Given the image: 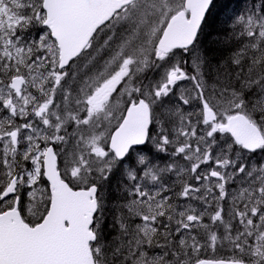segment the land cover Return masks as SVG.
Instances as JSON below:
<instances>
[{
	"label": "snow or ice",
	"instance_id": "obj_1",
	"mask_svg": "<svg viewBox=\"0 0 264 264\" xmlns=\"http://www.w3.org/2000/svg\"><path fill=\"white\" fill-rule=\"evenodd\" d=\"M0 264H264V4L0 0Z\"/></svg>",
	"mask_w": 264,
	"mask_h": 264
},
{
	"label": "trees",
	"instance_id": "obj_2",
	"mask_svg": "<svg viewBox=\"0 0 264 264\" xmlns=\"http://www.w3.org/2000/svg\"><path fill=\"white\" fill-rule=\"evenodd\" d=\"M256 0H217V4L222 5L224 3H228L230 9L236 10V11H242L247 8H251L253 5H255ZM261 2L264 3V0H260ZM209 31H213V29H209ZM204 46L206 48H211L213 49L212 54V71L215 69H219L222 71L221 76L216 75V79L220 78L221 81L226 80V74L229 73V68L231 69V72L234 71V66H230L227 64V61L231 55L232 48L234 47L233 45H227L224 43L220 44H214L213 40L216 39L215 36H208L207 39L204 37L201 38ZM214 64V65H213ZM221 66V67H220ZM215 67V68H214ZM224 69V70H222ZM225 74V75H224ZM214 76H211L213 80ZM222 77V78H221ZM215 81V80H214ZM235 83V81H233ZM175 186L178 187V184H175Z\"/></svg>",
	"mask_w": 264,
	"mask_h": 264
},
{
	"label": "rangeland",
	"instance_id": "obj_3",
	"mask_svg": "<svg viewBox=\"0 0 264 264\" xmlns=\"http://www.w3.org/2000/svg\"><path fill=\"white\" fill-rule=\"evenodd\" d=\"M261 4H264V3H261L260 2V0H258L257 2H255V7L257 8V9H259V7L261 6ZM211 80H212V78H211ZM214 80H216V77H213V82H214ZM260 155H262V154H259L257 157H256V159H259L260 158ZM181 164H183V161H181ZM170 184H173V186L178 190V188H179V183L176 181V178L175 177H173L172 179H169V181H168ZM175 184H178V187L177 186H175ZM230 202V201H229ZM227 206V205H226Z\"/></svg>",
	"mask_w": 264,
	"mask_h": 264
},
{
	"label": "bare ground",
	"instance_id": "obj_4",
	"mask_svg": "<svg viewBox=\"0 0 264 264\" xmlns=\"http://www.w3.org/2000/svg\"><path fill=\"white\" fill-rule=\"evenodd\" d=\"M214 65V64H213ZM221 67V66H220ZM215 68V67H214ZM222 70H224V69H222ZM229 72H231V69L229 68ZM222 75V71L221 70H219L218 68L217 69H215V70H213V72H210V76H214V77H216V75L217 76H221ZM225 75V74H224ZM222 78V77H221ZM220 79V78H219ZM213 81L210 79V81H209V83H212Z\"/></svg>",
	"mask_w": 264,
	"mask_h": 264
}]
</instances>
